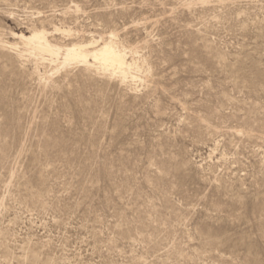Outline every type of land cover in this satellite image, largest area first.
Segmentation results:
<instances>
[{
	"label": "rangeland",
	"instance_id": "374dc122",
	"mask_svg": "<svg viewBox=\"0 0 264 264\" xmlns=\"http://www.w3.org/2000/svg\"><path fill=\"white\" fill-rule=\"evenodd\" d=\"M0 41V264H264V0H0Z\"/></svg>",
	"mask_w": 264,
	"mask_h": 264
},
{
	"label": "bare ground",
	"instance_id": "6f19581e",
	"mask_svg": "<svg viewBox=\"0 0 264 264\" xmlns=\"http://www.w3.org/2000/svg\"><path fill=\"white\" fill-rule=\"evenodd\" d=\"M188 6H190V5H188ZM74 8L77 11H79V8L77 6H75ZM44 29L43 30L42 29L37 30L34 28L33 31L31 30L32 32L30 33V36H28V37L25 36L26 34L24 35L23 33H20L19 35L14 34V36L16 38H18L20 41L24 42V45L32 47L35 51H38L41 55L51 56L52 59H54V61L49 60V62L53 61L55 63V62H59V60H61L60 65L62 67H64V68H61V70L63 69V71H65V68L67 69V67H69V66H71V68H72L73 65L74 66L78 65L80 67L84 66L85 70L88 72H92V73L96 72L97 74H99L101 72V74L104 77H107L110 79L117 77V78H119V80H121V82L125 83L130 76L133 77V75L136 73L135 71H138L137 67H140V66H138V65L136 66L134 64L135 57L132 54L133 52H131L130 50H129L130 52L127 51L126 50L127 48L125 49V47L124 48L122 47V49H121L117 45L118 44V43H116L117 41L116 42L114 41L115 38H113V36L109 40H105V41L103 40V42L99 41L100 39L102 40V38H100L98 41L91 40V44L90 43H88V44L92 45V47H86L85 45H82L83 43L82 44L73 43V44L63 48L59 44L58 45L56 43L52 44L53 42L48 40V34H47L48 31L46 30L47 31L46 32ZM54 30L60 31V29H58V28H55ZM64 32L69 33L70 31L65 30ZM88 44H86V45H88ZM15 45H17V44H15ZM17 47H20V46H17ZM32 48H31V50H32ZM19 49H22V47ZM0 50L3 52H6L8 55L12 56L13 58H15L17 60H21L23 57V54H24V53L22 54V52H20V50H17V48H15L14 45L12 43H10L9 41H6V42L0 41ZM21 51H23V50H21ZM30 52H32V51H30ZM128 55H131L133 57L130 56V58H129ZM30 57L35 58V57H33V55ZM24 60H25V58H24ZM45 62L46 61H44L43 63H45ZM53 62L51 64H54ZM37 64H39V63L37 62ZM54 65H57V64H54ZM54 65H52V66H54ZM55 71H56V68H55ZM59 71L60 70H58V72ZM66 71H68V70H66ZM67 74H69V73H67ZM35 201H37V200H35ZM32 262H33V264L37 263V260L35 257L32 259Z\"/></svg>",
	"mask_w": 264,
	"mask_h": 264
}]
</instances>
